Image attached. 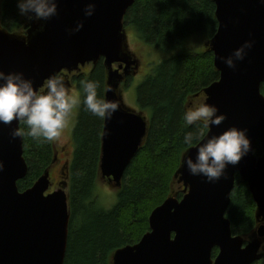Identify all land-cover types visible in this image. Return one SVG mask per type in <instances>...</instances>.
Here are the masks:
<instances>
[{
    "label": "water",
    "instance_id": "water-1",
    "mask_svg": "<svg viewBox=\"0 0 264 264\" xmlns=\"http://www.w3.org/2000/svg\"><path fill=\"white\" fill-rule=\"evenodd\" d=\"M135 0H59V15L32 22L26 36L0 29V71L22 72L40 89L53 74L78 70L103 58L107 69L105 99L119 101V111L104 119L101 176L116 187L143 146L148 121L129 110L117 90L129 74L132 61L127 48L124 17ZM218 28L208 43L220 79L204 90V103L214 104L226 115L210 135L232 126L248 129L252 151L238 165H229L215 183L193 176L184 161L195 159L197 149L183 156L175 177L184 186L182 199L169 197L150 215V231L133 246L117 250L113 264H256L262 258L264 238V0H213ZM89 3L95 14L85 16ZM83 22L79 32H70ZM41 24H44L41 30ZM254 41L243 61L229 68L228 57L246 41ZM117 64V68H115ZM125 66V67H124ZM20 127L0 124V264H64L69 197L66 185L48 193L52 184L46 172L34 186L21 193L17 183L28 173L23 138L11 132ZM262 147L257 158L254 150ZM246 182L261 223L245 245L233 234L226 217L236 176ZM48 193V194H47ZM218 253L213 255V251Z\"/></svg>",
    "mask_w": 264,
    "mask_h": 264
},
{
    "label": "trees",
    "instance_id": "trees-1",
    "mask_svg": "<svg viewBox=\"0 0 264 264\" xmlns=\"http://www.w3.org/2000/svg\"><path fill=\"white\" fill-rule=\"evenodd\" d=\"M215 12L213 0H135L127 11L123 21L126 32L133 31L142 44L158 53L181 52L154 65L137 88L138 106L150 113L148 133L127 168L122 185L117 187V203L109 210L98 201L96 193V183L103 179L100 162L104 120L86 111L82 102L78 107L72 142L70 139L75 151L64 264H113L117 250L136 245L150 231L149 218L157 207L171 196L183 198L184 186L175 175L189 150L182 144L183 136L196 128L185 125L182 116L194 102L204 103V90L220 79L209 48L204 53H193L183 50V46L195 34L208 38L215 35L218 28ZM29 22L18 15L16 0H0V29L24 36L30 28ZM133 71L127 76L128 83L133 80ZM83 79L98 81V94L105 98L107 71L103 58L89 73L74 77L78 93L79 81ZM261 94L264 96V84ZM20 128L26 126L20 124ZM22 138L28 173L17 183L21 193L50 172L57 144L27 135ZM254 154L257 158L262 156L260 144L256 145ZM256 209L248 184L237 175L226 214L234 234L244 238L255 234L259 226ZM256 264H264V245L262 258Z\"/></svg>",
    "mask_w": 264,
    "mask_h": 264
},
{
    "label": "clouds",
    "instance_id": "clouds-1",
    "mask_svg": "<svg viewBox=\"0 0 264 264\" xmlns=\"http://www.w3.org/2000/svg\"><path fill=\"white\" fill-rule=\"evenodd\" d=\"M18 15L32 22L48 21L59 15V0H16ZM96 5L89 3L85 16L95 14ZM41 30L44 24H41ZM83 22H78L70 32H79ZM254 41H246L228 57L220 59L232 69L237 61H243ZM100 84L96 80L79 81V93L74 92L63 76L53 74L38 89L33 80L22 72L0 71V124L12 125L16 121L26 128L12 130L13 139L27 135L36 140L53 142L60 138L69 124L70 115L81 102L86 111L104 120L111 119L119 111V101L108 100L98 94ZM226 115L219 114L214 104L193 103L185 110L182 120L195 131H186L182 144L187 149L196 147L195 159L188 156L184 161L193 176L206 178L215 183L225 176L229 165L235 166L252 151L248 129L232 126L218 135H210L213 126H220ZM4 170L0 162V171Z\"/></svg>",
    "mask_w": 264,
    "mask_h": 264
},
{
    "label": "rangeland",
    "instance_id": "rangeland-1",
    "mask_svg": "<svg viewBox=\"0 0 264 264\" xmlns=\"http://www.w3.org/2000/svg\"><path fill=\"white\" fill-rule=\"evenodd\" d=\"M129 31L126 32V36H127L126 39H127V48L130 53L129 54L130 59L132 61V65L130 67L129 72L134 70L133 71L134 74L132 75L133 80L132 82H129V83L127 82V76H130L132 72L128 74L127 76H123V79H121V82L117 90V95L119 96L121 95L124 106H126L132 112L141 113L143 116H145L147 121H149L150 113L148 111H142L140 107L138 106L137 88L144 81L146 76L150 73L154 65H159L164 60L170 58L172 55L181 52V50H177L171 53H158L159 51H157L155 48L147 44H142V42L137 37V35H135L133 31L131 30ZM210 40L211 38H208L205 35L195 34L187 38L183 46V50H188L189 52H193V53H204L208 48V43L210 42ZM95 65H93L92 63H88L85 66L80 65V68L78 70H74L71 72L69 71H63V72L69 73L74 79V77L77 75H82V73L84 74L89 73L91 70H93ZM72 78H70L69 80L72 82V86L70 88L74 92H77V88L75 86L76 84L73 82ZM106 82H107V79H106ZM126 82L128 85L127 87H126ZM77 114H78V107L73 109L70 115L69 124L67 128L63 131L60 138L56 140L57 144L55 145V150H56L57 155L55 157V162L58 161L56 159H59L60 162H63V163L65 162V165L64 166H61L59 164L55 165L54 169H52L51 171V176L54 182L61 181L63 176L61 175L59 171L61 172L65 171L67 175V179L65 181L68 183V188H67L68 193L70 192L71 167H72L74 151H75L73 143L70 146V139L72 142L71 134L73 133V129L76 125V119L78 116ZM68 141H69V144L67 145ZM64 145H65V148L61 149ZM96 193L99 194L100 200L98 201H100L102 206L107 210L114 207L115 204L117 203L118 189L114 184L109 183L107 180L104 181L103 179L100 178L97 181ZM213 255H215V250L213 251Z\"/></svg>",
    "mask_w": 264,
    "mask_h": 264
},
{
    "label": "flooded vegetation",
    "instance_id": "flooded-vegetation-1",
    "mask_svg": "<svg viewBox=\"0 0 264 264\" xmlns=\"http://www.w3.org/2000/svg\"><path fill=\"white\" fill-rule=\"evenodd\" d=\"M59 75H61V76H63V78L65 79V81H66V83L68 84V86L69 87H71L72 86V82L71 81H69L70 80V78H72V76L69 74V73H67V72H61ZM72 136V135H71ZM69 144V141H68V143H67V145ZM70 146H71V143H70ZM63 148H65V145L61 148V149H63ZM56 155H57V153H56ZM56 160H58V161H56V162H54V164H53V166L50 168V179H51V184H52V187H51V189H53V191H55V190H57L58 188H59V186H62V184L65 182V180L67 179V175H66V173H65V171H63V172H61V171H59L60 173H61V175L63 176V178H62V180L61 181H57V182H54L53 181V179H52V176H51V171H52V169H54V167H55V165H61V166H64L65 165V162L63 163V162H60V160L59 159H56ZM67 166V165H66ZM53 191H51V192H53ZM257 207V206H256ZM257 210V209H256ZM259 223V222H258ZM262 223H264V222H262ZM261 223H259V225H260ZM257 231V230H256ZM234 234V233H233ZM256 234V233H255ZM234 235H236V236H240V235H237V234H234ZM240 237H242V236H240ZM253 236H251V237H249V238H244V237H242L243 239H244V241H245V245L251 240V238H252ZM262 241H263V243H264V238L262 239ZM264 245V244H263Z\"/></svg>",
    "mask_w": 264,
    "mask_h": 264
},
{
    "label": "bare ground",
    "instance_id": "bare-ground-1",
    "mask_svg": "<svg viewBox=\"0 0 264 264\" xmlns=\"http://www.w3.org/2000/svg\"><path fill=\"white\" fill-rule=\"evenodd\" d=\"M123 25H124V23H123ZM124 29H125V27H124ZM125 33H126V31H125ZM127 37V36H126ZM102 59V58H101Z\"/></svg>",
    "mask_w": 264,
    "mask_h": 264
}]
</instances>
